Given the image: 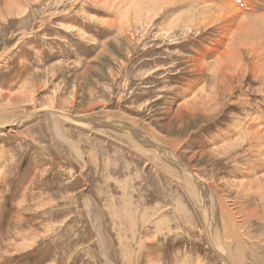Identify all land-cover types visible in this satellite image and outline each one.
Listing matches in <instances>:
<instances>
[{"label": "rangeland", "instance_id": "obj_1", "mask_svg": "<svg viewBox=\"0 0 264 264\" xmlns=\"http://www.w3.org/2000/svg\"><path fill=\"white\" fill-rule=\"evenodd\" d=\"M101 1L0 2V113L38 115L0 133V264H223L209 244L202 208L179 177L155 169L105 135L91 136L88 128L62 125L69 139L63 141L46 110L110 117L139 124L159 138L172 137L178 155L237 212L234 218L246 237L237 239L244 247L239 264H264V235L250 227L259 219L242 212L251 202L261 207L264 198L249 201L234 183L263 179L264 147L243 151L237 159L235 153L216 159L202 154L218 147L211 139L233 118L264 111L263 20L242 21L236 45L241 43L240 60L248 70L234 78L230 97H220L216 115L183 114V119L178 114L167 130L177 105L194 100L181 95L184 86L209 76L190 71L188 55L228 23L214 12L219 28L197 26V15L195 20L188 15L192 7L149 4L156 0ZM254 1L256 9L263 4Z\"/></svg>", "mask_w": 264, "mask_h": 264}, {"label": "bare ground", "instance_id": "obj_2", "mask_svg": "<svg viewBox=\"0 0 264 264\" xmlns=\"http://www.w3.org/2000/svg\"><path fill=\"white\" fill-rule=\"evenodd\" d=\"M15 1L16 0H3L2 2L3 3L9 2L8 5H10V4H13V2ZM147 1H150V0H147ZM262 1H263V4L260 3L262 4L261 7L259 4L257 8L259 10V7H260V10H261V12L258 11L260 12L258 16L256 14L257 9L254 7V4H255L254 0H156L154 3L152 1L149 2V4H154L155 6L157 5L159 6V8H162V6L164 5L166 6L165 8L169 6H173V7L186 6L188 8L192 7V9H190L191 14H188V15L190 17L193 16L194 20L196 18L194 15H197L199 21L197 19L196 21H194L195 22L194 24L197 26L201 25L205 28H213V29L219 28L217 26L218 24L217 20L219 21V19H217V14L215 15L214 12H219L221 16L218 18H220V20L222 21L225 19L226 22L228 23V25L224 27V30L222 29L221 31L219 30L220 32L217 34V36L214 39L212 40L210 39L208 41V44L206 46L204 43L203 44L199 43L200 48L194 49L192 51V55H188L187 59L190 64L189 70L199 73L202 76L204 75L205 72H208L209 76L207 77V80H204L205 77H201L200 80L197 79L193 83H191L190 81V83L184 86L186 89L182 90L181 95L187 96V97H191L194 95V100L193 101L191 100L192 102L189 101L190 103H188V101H185L184 104L181 103V105H177L178 109L173 111V113H175V116L173 117L172 115L171 118L168 117L167 121L165 122L166 123L164 126L165 129L170 130L169 127L177 123L178 114H180L181 118L183 119L185 115L187 117H193L195 116V114L203 118H208L210 115L215 114L214 111L216 112V109L220 106L221 102H219V99L221 96L230 97L231 90H232V84H233L232 82L235 81L234 78L235 77L240 78L239 76L240 75L242 76L243 74L246 75L247 73L246 71L248 70L247 65H245V69H244L243 67L244 64L243 62H241L242 57L240 56L244 52L242 51L241 46L239 47L241 43L238 42V46L236 45L237 44L236 42L240 40L239 36L244 32L245 25H242V21L245 23L246 18L244 17H247L251 21V23L258 24L257 20H258V17L260 16V19L263 20L262 21L263 25L262 24L261 25L264 27V0ZM2 2H1V6H4ZM193 8H198V9H193ZM168 11H169V8H168ZM186 14L184 15L186 16ZM157 16L159 17L160 14H158ZM182 16H183V13H182ZM155 17H156V14H155ZM248 19H247V22L249 21ZM186 21H188V19ZM247 22L245 24H247ZM189 24H190V21H189ZM180 26L184 27V25H180ZM248 26H250V24L247 25L245 28H248ZM132 28L130 30L134 32ZM250 32H252V30ZM254 33L255 31L252 32L251 34L254 35ZM261 33L263 34V32ZM142 35L143 37H145V34H142ZM254 36H256V34ZM247 43H248V40H247ZM6 52H3L2 54L6 55ZM246 52L248 55V49H246ZM253 57L254 59H256V61L259 60L258 52L257 53L253 52ZM209 59L212 60L211 62L212 64L211 63L207 64V61ZM248 73L250 74L251 72H248ZM201 84H202L201 88H198L199 87L198 85H201ZM208 90L210 91L209 93H207ZM197 93L199 95L197 96L199 97V99L197 98L195 99V95ZM245 102L246 101H244V104ZM230 103L239 104L233 101L228 102V104ZM228 104H226V108L229 107ZM199 106H203L204 111H202V109L198 110ZM239 106H241V104ZM258 109L257 111H254V113H249L247 115L245 114L246 117L242 118V117L237 116L236 118H233L232 123L227 125L224 129L219 130L217 134L215 133L214 135L216 136H213V139H211L212 140L211 143L214 145L215 144L218 145V147L216 149H213L212 152L211 151L202 152L203 157L206 159L207 158L216 159L218 155H225L224 156L225 158V157H228L226 154L235 153V154H232L234 155L233 159L235 158L237 159V157L235 156L237 155L240 156L239 153L243 154L245 152L247 155L248 153L251 152L253 148L258 149L260 148L259 147L260 145L264 147V111L258 110ZM46 112H47V115L50 116V118L53 119L54 121L53 123L54 126L52 127V129L53 128L55 129L56 134L59 136V138L63 139V141L69 140V139H67V137L65 136L64 129L62 130V125L63 126L68 125V126L77 127V128L82 127L86 130L88 128L89 130L87 131L84 130V131L89 133L91 136H98V137L107 136L106 138L111 139L113 142L117 143L118 145H121L123 149L125 148L130 153L139 157L141 160H143L147 164L153 166L155 169L156 167H158L159 169L163 168L168 173H171L174 176H176V178L179 177V180L181 184L183 185V187L187 190L189 195H191L194 198L196 203L200 205V208H202L201 210L203 211V215L205 216V219L208 222L206 225H208L207 229H208V236L210 238L209 244L211 245V249L219 255L223 264H239V260H241L244 257V250H243L244 247H242L240 242L237 243V239L239 237L242 239L246 237H244V231H240V228L242 227V225H240L241 221L240 220L238 221L237 218H234L237 212L233 211V209L231 208L232 205H228V202L227 203L225 202L226 199L225 201H223V203H221V201H219L220 199L215 194V192L213 193V188H212V191L209 188L210 187L209 182H206L201 177H199L197 173L194 171V169L192 170L190 168L188 161L181 155H178V151H176L175 144L173 145L171 141L172 137L170 139L166 137L159 138L157 134H152L150 132L144 131L141 127L138 126L139 124L131 123V122H122V121L120 122L110 117L98 118V117L93 116L91 118L89 117L90 118L89 120H85L86 118H83V117H82L83 119H80V117H77L78 119H80V121H76L75 120L76 117H70V116L68 117L66 115H61V114L55 113L54 110L53 112L51 111L49 112L48 110H46ZM167 113L169 115L170 112H167ZM255 113L259 115L256 116ZM30 116L34 117L38 115L37 113L34 112L25 117H15L14 118L11 116L9 117L8 115H2L0 113V133H2L3 135L4 132L2 130L6 128H7V131L13 132V130L15 129L14 126L21 124L23 120H27V118ZM108 119H111V120L109 121ZM15 120L16 122L14 123ZM11 122L14 124H10ZM101 129H103V131H101ZM100 131L102 133L98 134V132ZM70 146L72 148H75V150H77L76 147H74L72 143L70 144ZM257 153H260V152H257ZM262 166H264V164ZM236 176L237 174H233L232 178L236 179ZM262 176H263V179L261 178L260 180L259 179H252V180L248 179L250 181L245 180V182H243L241 179L243 183H239L236 181L234 183H235V186L238 188V190L240 189V193H243L244 195L243 197L248 198L249 201H251L254 197L256 198V200L257 199L262 200L264 198V173H262ZM252 203L253 202L249 203V206H245L242 209V212L248 213V214L250 213L249 214L250 217L252 218L257 217L259 219V222L257 224L255 222H251L253 224L250 225V227L253 229L252 231L254 233L258 232L264 235V222H263L264 221V204L261 207L257 208V205H254ZM214 205H217L216 208L218 209V213H217L218 215L214 214V209L212 208V206L214 207ZM250 206L252 207L249 208ZM231 246H233L236 250H238L239 253L237 254L236 252H234L232 250L233 247ZM106 264H110V263L106 261Z\"/></svg>", "mask_w": 264, "mask_h": 264}, {"label": "water", "instance_id": "obj_3", "mask_svg": "<svg viewBox=\"0 0 264 264\" xmlns=\"http://www.w3.org/2000/svg\"><path fill=\"white\" fill-rule=\"evenodd\" d=\"M80 119H83V118H80ZM80 119H78V118H75V120L76 121H80ZM90 118H88V119H85V120H89ZM87 122V121H86Z\"/></svg>", "mask_w": 264, "mask_h": 264}]
</instances>
